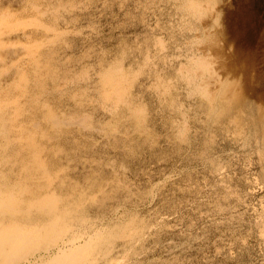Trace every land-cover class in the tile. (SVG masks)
I'll return each mask as SVG.
<instances>
[{
  "label": "clouds",
  "instance_id": "1",
  "mask_svg": "<svg viewBox=\"0 0 264 264\" xmlns=\"http://www.w3.org/2000/svg\"><path fill=\"white\" fill-rule=\"evenodd\" d=\"M230 3L0 0V264H264Z\"/></svg>",
  "mask_w": 264,
  "mask_h": 264
},
{
  "label": "rangeland",
  "instance_id": "2",
  "mask_svg": "<svg viewBox=\"0 0 264 264\" xmlns=\"http://www.w3.org/2000/svg\"><path fill=\"white\" fill-rule=\"evenodd\" d=\"M224 12L228 41L239 59L264 64V0H231Z\"/></svg>",
  "mask_w": 264,
  "mask_h": 264
},
{
  "label": "bare ground",
  "instance_id": "3",
  "mask_svg": "<svg viewBox=\"0 0 264 264\" xmlns=\"http://www.w3.org/2000/svg\"><path fill=\"white\" fill-rule=\"evenodd\" d=\"M243 49V48H242ZM245 49V48H244Z\"/></svg>",
  "mask_w": 264,
  "mask_h": 264
}]
</instances>
